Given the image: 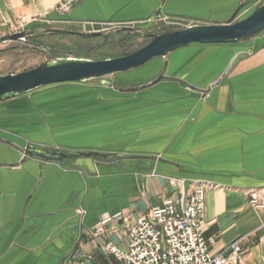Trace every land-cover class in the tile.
<instances>
[{
  "label": "crops",
  "instance_id": "obj_1",
  "mask_svg": "<svg viewBox=\"0 0 264 264\" xmlns=\"http://www.w3.org/2000/svg\"><path fill=\"white\" fill-rule=\"evenodd\" d=\"M62 1L0 0V37L34 22L226 24L253 0H81L60 16ZM149 74L169 79L135 93L54 85L0 104V129L30 144L136 157L61 167L0 141V264H120L100 244L125 248L137 218L195 181L216 186L205 192L209 251L238 241L237 264H264V213L246 194L264 188V33L240 45H189L140 76ZM33 107L65 128H19ZM117 214L104 238L91 235Z\"/></svg>",
  "mask_w": 264,
  "mask_h": 264
},
{
  "label": "water",
  "instance_id": "obj_2",
  "mask_svg": "<svg viewBox=\"0 0 264 264\" xmlns=\"http://www.w3.org/2000/svg\"><path fill=\"white\" fill-rule=\"evenodd\" d=\"M246 7L249 8L250 6ZM47 25L45 22H34L23 30L0 37V51H3L8 45L20 46L39 51L49 58L46 63L24 71L1 74L0 104L54 85H84L98 82L99 85L111 87L113 76L143 67L155 59L165 61L172 53L189 45H240L253 42L264 33V1L249 9L245 14L234 15L226 24L187 22L180 25L176 30L154 34L149 42L140 49L119 57L76 58L71 55L70 51H65L63 55L57 56V50L32 42L30 38L38 35H72L82 38H94L117 31L147 36L164 26V24L156 23L153 26H139L131 23L107 24L60 21L53 23V26L56 25L54 27ZM65 27L72 30H67ZM167 79L169 78L159 74L153 80L138 86L137 89L142 90L153 87ZM219 82L220 80L217 81V84ZM0 141L10 144L25 157L38 159L45 163H55L61 167L67 160L102 161L136 158L126 154H107L88 150L49 149L30 144L24 138L1 129ZM176 180L183 181L181 179ZM202 182L211 183L208 181H195L193 183Z\"/></svg>",
  "mask_w": 264,
  "mask_h": 264
},
{
  "label": "built area",
  "instance_id": "obj_3",
  "mask_svg": "<svg viewBox=\"0 0 264 264\" xmlns=\"http://www.w3.org/2000/svg\"><path fill=\"white\" fill-rule=\"evenodd\" d=\"M80 1L63 0L55 13L66 16ZM262 1L264 0H253L250 7ZM155 22L163 23L166 28H175L174 30L187 23L184 20L171 21L160 16L155 18ZM170 182L183 184L179 180ZM215 187L212 183L202 182L193 183L190 193L182 188L178 198L164 200L160 206L151 209L147 216L137 218L128 227L125 248L120 249L106 240L100 244L101 248L106 254L114 256L120 264H237L241 253L238 241L212 253L203 236L205 192ZM246 194L248 205L264 213V188L249 189ZM119 217L121 214L101 221L93 228L91 235L104 238L106 224ZM90 258L87 256V259Z\"/></svg>",
  "mask_w": 264,
  "mask_h": 264
},
{
  "label": "rangeland",
  "instance_id": "obj_4",
  "mask_svg": "<svg viewBox=\"0 0 264 264\" xmlns=\"http://www.w3.org/2000/svg\"><path fill=\"white\" fill-rule=\"evenodd\" d=\"M249 9H251V7L246 8L245 11H248ZM47 26L54 27L56 25L53 26V24H48ZM163 28L165 27L161 26L159 28L160 31ZM65 29L72 30L69 27H65ZM174 29L175 28H165L164 30L173 31ZM127 36L128 35H126V33H120L117 35L115 33H111L102 37L94 38H82L71 35H38L34 38V40L35 43L57 50V56L63 55L65 51H70L73 57L89 59H95L96 57H117L120 54L122 55V46L125 47V45L130 44L129 46L131 47V50L134 51L149 42V39H143L140 37H133L130 39L127 38ZM48 60L49 58L39 51L29 49L27 47L8 45L3 51H0V75L21 72L42 65ZM161 62V59H155L143 67L113 76L112 83L115 89L118 90L122 88V91L125 90L126 92H133L132 90L138 91V86L145 84L158 76L156 74H149L150 76H148V78L147 75H145L146 77H142L140 76L141 72H143L145 68ZM98 84V82H95L84 85ZM28 116L29 117L25 118V120L18 122L20 124L19 128H65V126L59 125L58 120L47 117L46 114L36 110L35 108L34 113L31 110ZM37 139L41 140L42 136H37Z\"/></svg>",
  "mask_w": 264,
  "mask_h": 264
},
{
  "label": "trees",
  "instance_id": "obj_5",
  "mask_svg": "<svg viewBox=\"0 0 264 264\" xmlns=\"http://www.w3.org/2000/svg\"><path fill=\"white\" fill-rule=\"evenodd\" d=\"M164 29H162L161 31H160V29L159 30H156L155 32H153L151 35H147V36H140L139 34H136V33H131V32H126V31H117V32H114L116 35L117 34H120V33H126V35H128L127 36V38H133V37H140V38H143V39H151V37H152V35H154V34H161V33H165V32H169V31H163ZM172 31V30H171ZM130 45V44H129ZM129 45H125V47L124 46H122V48H123V52H122V55L120 54V55H118L117 57H119V56H124V55H128V54H130V53H132V52H134V51H136V50H131V47L129 46ZM140 49V48H139ZM138 50V49H137ZM103 58H108V57H103ZM93 59V58H92ZM95 59H98L97 57L95 58Z\"/></svg>",
  "mask_w": 264,
  "mask_h": 264
},
{
  "label": "flooded vegetation",
  "instance_id": "obj_6",
  "mask_svg": "<svg viewBox=\"0 0 264 264\" xmlns=\"http://www.w3.org/2000/svg\"><path fill=\"white\" fill-rule=\"evenodd\" d=\"M72 36V35H71ZM36 36H32L31 38H30V40L32 41V42H35V40H34V38H35Z\"/></svg>",
  "mask_w": 264,
  "mask_h": 264
}]
</instances>
